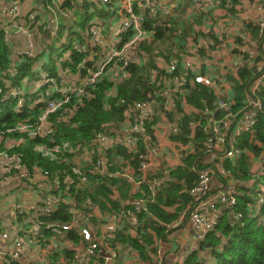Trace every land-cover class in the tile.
Masks as SVG:
<instances>
[{
    "label": "trees",
    "instance_id": "1",
    "mask_svg": "<svg viewBox=\"0 0 264 264\" xmlns=\"http://www.w3.org/2000/svg\"><path fill=\"white\" fill-rule=\"evenodd\" d=\"M41 2L42 8L46 9L45 5L50 1L42 0ZM63 2L64 10L59 11L54 17L47 9L42 10V13H39L37 8L32 10L36 14V20L30 27V37L34 41V51L39 54L32 58L15 56L13 68L11 67L12 50L0 31V90L2 92L8 87L16 86L24 94L25 89L29 91L32 88V82L36 83L37 78H34L37 73L40 74V71L34 70V64L37 59L50 55L52 51L47 49L49 53L47 50L44 52L47 40L54 34L53 23L47 29V22L41 19L48 15L51 16L52 22L55 20L57 26L55 34L59 37L68 36L64 47L66 50L63 52L68 53V50L70 52L66 61L56 64L45 63L41 71L56 79L58 86L60 83H64L60 77L61 72L68 71L69 74L83 79L88 78L98 69L99 63H95L98 56L88 59L90 52L97 51V48L92 45V35L88 32L89 37L87 38V35L84 34L87 31L85 28L89 26L99 27L98 23L91 19L92 17L84 16L89 4L79 0L72 1V3H69L70 1ZM114 2L111 0V3L103 5L106 10L101 7L95 16L100 12V16L104 14L103 17H100L102 21H106L107 24L115 22L111 21L114 18L112 17L114 16L112 13ZM178 14L175 13L173 16L164 18L162 27L147 25L145 28L151 34L140 44L139 50L149 55L154 49L157 51L156 54L166 55L172 52L169 49L172 44L182 43L184 38H187L188 29L185 23L177 18ZM196 18L198 17L195 16L194 19ZM148 20L150 19L147 18L146 21ZM185 21L189 22L188 18H185ZM194 22L200 24L199 19ZM90 23L91 25H88ZM188 24L191 26L190 22ZM76 27L77 29H75ZM109 28L110 34H112L111 26ZM100 33V36H104L102 30ZM74 48L80 49V52ZM167 59L168 56L165 60ZM17 60L20 61L17 62ZM152 63L153 61L146 65L129 64L124 71L127 77L118 82L112 80L106 72L103 73L99 81L86 87L85 94L73 96L65 106L48 117L47 123L51 126L52 137L30 138L27 133H20L17 130L20 126L29 127L30 130L37 128L39 118L46 107L42 103L46 87L39 89L38 93L34 95L27 93L24 97L0 99V152L5 151L9 156L15 157L19 169L31 172L37 168L48 172L50 176L48 181L53 186V194L61 200L63 198L71 199L74 207L80 213V220L92 211H98L101 218L106 215L103 220L92 217L93 224H97L99 221H108L116 216L126 218L125 211L131 209L137 218V227L127 226L133 233L126 234V228L120 229L114 239L107 241V246L116 254L121 250H128L145 264L150 261V255L153 253V237L162 240L171 232L166 228V225L176 220L180 214L194 211L198 204L195 196L190 195L189 190L198 183V172L208 166L201 161L202 157L206 155L204 147L206 135L200 126L191 127L190 123L201 122V125H204L203 118L209 113L214 114L215 107L221 102L231 101L233 111L243 108L250 96V86L256 77L248 69H240L236 79L227 80L230 83L228 95L221 96L200 85H195L193 88L188 86L190 93L184 97V101L197 110V113H193V115L183 113L180 107L182 99L174 101V109L180 120L176 122V117L173 118L174 113L167 114L168 121H175L176 131L172 139L187 143L190 138H193L195 143L191 145L193 151L183 159H179L178 166L172 170H164V172L160 169L154 171L153 176H150L147 171L141 172L139 164L142 160L139 157L154 152L143 145H139L135 151L122 147L109 151L107 153L109 171L106 169L105 174L95 169V157L90 158V165L87 167H80L81 163L71 162L68 152L62 146L68 143L90 145L97 133L110 134L111 130H119L118 128L122 127L124 123V106L120 105V100L129 103L148 100L154 89V85L148 78V70L154 67ZM10 70L14 71L13 76L8 73ZM112 92H114L113 97H111ZM56 97L58 96L52 95L53 99ZM256 97L264 106V88H261ZM19 99L23 103L18 106ZM215 115L220 117L223 115V111L219 110ZM9 129H12L13 132L7 133L6 131ZM113 133H117V131H112L111 134ZM193 133L194 135H192ZM152 139H154L153 136ZM237 147L243 152L241 157L234 161L211 163L213 172H218V167H221L229 173V178H221L224 185L228 182L253 180L259 183V180H264V176L255 179L250 174L251 160L259 159L264 153V117L259 119L252 134H244L238 140ZM8 148L10 149L8 150ZM115 157L128 162L127 164L133 172L134 182L144 180L137 193L134 192V182L132 183L124 177L115 176L119 170V166L114 160ZM65 175H70L73 178V182L69 185L63 183ZM156 180H163V185L152 193L149 186ZM249 190L254 189L250 188ZM209 193L201 195V199H206ZM259 196L258 192L256 194L235 185L236 206L225 207V210L220 209L223 214L218 224L206 234L202 241L197 242L196 248L186 256L182 264H264V225H259L260 221L264 222V205L261 206L260 214H255V204ZM139 199L144 200L145 205L143 209L136 212L131 203ZM74 207L61 201L53 213L38 218L35 224L37 227L35 237L40 244L48 243L51 237L57 235L61 226L71 222L72 208ZM235 212L242 215L241 221L234 222L232 220L231 213ZM19 216L21 215H18L19 219L25 217L24 215ZM66 238L74 245L79 244L80 238L74 229L68 232ZM61 251L68 260H71L68 251ZM57 257V253L52 252L49 256L52 260L51 264H57ZM92 257H97V255L93 254ZM116 260L114 264H116ZM98 263L103 264V260L99 258ZM1 264L23 263L4 261Z\"/></svg>",
    "mask_w": 264,
    "mask_h": 264
},
{
    "label": "built area",
    "instance_id": "2",
    "mask_svg": "<svg viewBox=\"0 0 264 264\" xmlns=\"http://www.w3.org/2000/svg\"><path fill=\"white\" fill-rule=\"evenodd\" d=\"M37 1V0H36ZM42 1V0H40ZM50 1L47 4L48 8L57 14L59 11H63L62 4L63 1L75 0H46ZM88 3L91 0H86ZM93 1V0H92ZM103 5L111 3V0H97ZM208 0H195L194 4L200 5ZM261 4V8H260ZM258 5V10L261 12L260 16L256 20V27L258 29V47L254 49H249L244 46L240 52V62H246L248 70L252 75H256L250 86L249 95L245 105L238 111L232 110V102H221L219 103L213 113L207 114L203 119L205 124L201 125V122L190 123L191 127L200 126L202 132L206 135V141L204 143L206 150V158L209 159V163L220 162V161H234L241 157L242 151L237 147L238 140L244 134H252L254 128L259 122L261 117H264V106L261 101L256 97L257 93L264 88V0H262ZM113 15L119 10V21L114 25V36L121 38V36L127 37L126 40L118 43V46H114L109 49L104 46V57L99 63L98 69L93 72L88 78L82 80L81 85L73 87H54L55 79L51 78L49 75L44 74L42 76L45 84L55 88L56 96L58 99H51L54 92L50 90L45 94L48 98L46 101L43 98V102L46 101L45 110L39 118V124L37 128L30 130L29 127L20 126L17 130L20 133H27L30 138L35 137H52L51 126L47 123V119L50 115L56 113L59 109L65 106L73 96H80L85 94V89L89 85H93L96 81L101 79L103 73L110 75L112 80L118 82L127 77L124 72L129 64H132V56L134 51L140 48V44L146 39L151 32L148 33L145 27L151 24L152 27L155 25L162 26L164 18H167L171 13L169 7L158 6L150 0H118L113 3ZM63 9V10H62ZM33 9L23 11L20 0H0V31L4 35V40L8 43V46L13 50L12 54L15 53L17 56L21 57H33V40L30 37V27L35 23L36 17ZM243 11H248V6L242 8ZM145 11L154 12L152 18L143 15ZM149 18L150 20L146 21ZM118 25V26H117ZM57 29V28H56ZM92 35V45L97 46V28H90ZM17 40V42H14ZM102 42L100 41V44ZM13 46L16 49H13ZM66 46V45H65ZM75 49V48H74ZM16 50V52H15ZM80 52V49H76ZM12 61V56H11ZM136 62L138 65L137 57ZM243 64H240V66ZM117 66L115 69H113ZM240 70V67H237ZM14 71L10 70L9 73L13 74ZM148 78L150 82L154 85L153 91L154 95H149L148 100L141 102L129 103L124 100H120V105L124 106L123 126L118 128L117 133H113L112 138L109 133H97L94 140L90 145H82L77 148L67 147L65 144L62 146L68 153H76L75 158L79 157H95L94 167L97 171L105 172L109 167L106 154L114 147H122L127 150H133L138 148L139 145H143L145 148H149V143H153L155 150V139L157 136L156 124L158 121L167 120L168 113L176 114V110L172 105L175 99H180L181 97L190 93L188 86L193 88L195 85H200L213 90L215 94L221 96L226 95L223 86L229 87L230 83H225L221 80V77L208 74L201 76L198 73V64L191 59H184L183 61H168L164 68L161 69L160 73L149 70ZM188 91V92H187ZM23 94L19 89L14 87H8L4 92L0 90V99L6 100L10 97H21ZM114 96V92L111 93V97ZM50 99V100H49ZM19 99V103L22 102ZM223 111V115L217 117L215 113L217 111ZM193 112H196L193 109ZM179 117H176V122ZM151 131V132H150ZM7 133H12L13 130L9 129ZM194 135V133L192 134ZM152 136L154 139H152ZM1 141V136H0ZM174 147H177V142H173ZM193 138H190L187 145L190 147L189 152L193 151L192 144H194ZM182 147V146H181ZM10 148H8L9 150ZM185 149V148H184ZM182 147V151H184ZM188 152L182 154H177L178 163L179 159L186 157ZM140 160V170L141 172H149L151 166L149 164L150 158L147 154L139 157ZM149 160V161H148ZM223 175H229L223 168ZM77 172V171H76ZM41 174V175H40ZM149 174V173H148ZM40 175V180L36 181L33 185H37L34 191L35 203L38 205L31 213H24L20 207L16 204L8 206L13 212L23 213L25 216V223L18 221L17 219L12 220L11 229L4 230L0 224V241L2 243L9 242V245H0V264L6 261H16L24 256V252L28 246H32L39 250L40 264H51L52 260L49 256L52 254L49 246H42L38 239L33 238V234L37 231L35 226L39 217L48 216L53 213L59 203L71 205L74 207L73 201L68 198H63V200L56 197L51 191H47V185L49 184V174L48 172L40 169H33L31 172L24 169H19L17 166V160L13 156H9L7 152H0V180L2 182H12V181H32L33 176ZM121 177L129 179L132 183L134 182V177L130 175L127 169L120 171L118 173ZM149 176V175H148ZM150 176H153L150 174ZM213 177L212 169L210 167H205L198 172V183L189 190L190 195L195 196L198 201L194 211L186 214L182 213L178 216L176 220L172 223L166 225V228L173 230L181 226L182 224L188 222L195 230V241L196 243L192 245L187 251L182 261L186 256L196 248L198 241H202L206 234L212 230L219 222L221 217L220 211L216 207L215 196L210 193L206 199H201V195L208 194L209 183ZM143 180V179H142ZM73 182V178L70 175H65L63 177V183L69 185ZM144 183L143 181L134 182V192L137 193L140 189V185ZM162 180H156L150 184L149 188L152 193L156 192L161 188ZM223 194L228 195L230 201L227 206L233 208L236 206V201L234 197V191L232 189H227ZM133 210L138 212L144 208L145 201L139 199L131 203ZM264 205V197H259L255 204V214H260L261 206ZM72 220L69 224L61 226L60 231L57 235H63L66 238L68 232L75 230L79 235V244L73 246V256L72 261L75 264H99L98 259L103 260V264L114 261L119 257V253L107 246V241L114 239L115 234L123 229L125 225L128 233H133L132 230L128 229L127 226L137 227L138 222L133 211L128 209L125 211L123 217H114L109 219V221L93 224L91 222L92 217H97L100 220V214L97 211H92V213L84 215L81 220L79 218L80 213L74 207L72 208ZM82 216V215H81ZM231 218L234 222L241 221L242 215L240 213H231ZM114 219H119V223L114 221ZM264 225L263 221H260ZM119 226L120 224H122ZM71 242V241H70ZM72 243V242H71ZM83 245V246H79ZM103 253V254H102ZM95 254L97 257H92ZM105 257V258H104ZM155 264V263H153ZM182 264V263H177Z\"/></svg>",
    "mask_w": 264,
    "mask_h": 264
},
{
    "label": "crops",
    "instance_id": "3",
    "mask_svg": "<svg viewBox=\"0 0 264 264\" xmlns=\"http://www.w3.org/2000/svg\"><path fill=\"white\" fill-rule=\"evenodd\" d=\"M36 0H20L21 7L23 11H27L30 9L37 8V11L39 13H42V10H48L52 17H54L55 14L53 11H51L47 6L45 5L46 9L42 8L41 1ZM78 1V0H77ZM79 1H86V0H79ZM112 1H118V0H112ZM157 4L158 6H166L169 7L171 10V13H179L177 15V18L183 23H185V26L187 27V38H184V43H174L172 44V47L169 48L172 50V54H166V55H158L156 54L157 51H154L152 49V53L147 55L145 52L140 51L137 49L134 51V54L132 56V64L136 65V57L138 61V65H146V63H150L153 61L152 66L153 68L149 70H154L158 73H160L161 69L164 68L165 64L168 61H183L184 59H191L194 62L198 64V73L201 76H205L208 74H213L216 76L221 77V80L225 83H228L227 80L229 79H236L238 76V72L240 70L237 69L239 66L240 69H248L247 64L245 61L244 63L240 62V52L241 49L246 46L249 49H254L258 47V29L256 25V20L260 16L261 12L258 10V5L262 0H208L207 2L196 5L194 4L195 0H150ZM88 5L87 13L84 14V16L92 17L91 19L94 20V22L98 23L97 28V36H95V39L97 40V43L99 45L95 46L94 48H97V51L90 52V57L95 58V56H98V59L96 60V64L100 63L103 60L104 57V46H107L109 49H111L114 46H118V43L122 42L127 39V37L124 38V36H121V38H117L114 36L113 30L114 25L119 21V10H117V13L112 16L114 17L110 22V24H107L106 21H102L100 17H103L99 15V13L96 12L101 7H103L104 10L106 8L98 2L97 0H91L90 3L86 1ZM248 6V11H243L242 8ZM261 8V4H260ZM41 9V10H40ZM36 10V9H35ZM101 10V9H100ZM154 12L152 11H145L143 15H146L150 17L153 15ZM173 14V15H174ZM80 15H83V13H80ZM172 15V16H173ZM171 14L168 16L170 17ZM198 17L194 19V17ZM152 17V16H151ZM185 18H188L191 26H189V22L185 21ZM41 19H44L47 22V29L51 23H53V32L52 37L47 40L46 48L44 52H47L49 50H52L50 52V55H47L46 57H41V59H37V61L34 64V70L40 71V74L37 73V76L34 78H37L36 83L33 84L32 89L35 88H43L45 87V82L42 78V75L44 72H42V66H44L45 63L48 64H56L61 63L63 61L67 60L68 53L64 52L61 53L62 49L65 47L68 36L63 35L62 37H59L56 33L57 26L55 25V20L52 22V18L50 15L44 16ZM199 19V23H195L194 20ZM210 20L213 21L214 25H210ZM218 23H221L220 25H216ZM46 25V24H45ZM70 25V21H69ZM88 25H91L88 24ZM164 25V23H163ZM162 25V26H163ZM112 30V34H110V28ZM161 26V27H162ZM90 27V26H89ZM85 28L87 31L84 32L85 35H87V38L89 37L88 32H90V28ZM190 27V28H188ZM96 28V27H94ZM77 29V27L75 28ZM191 29V30H190ZM101 30L104 33V36L101 35ZM190 30V31H189ZM77 31V30H76ZM83 33V32H81ZM92 39V37H91ZM239 39V40H238ZM100 41L102 42L100 44ZM14 42H17L15 40ZM183 46V47H182ZM182 47V48H181ZM167 48V47H165ZM13 49H16L15 46H13ZM18 50V49H16ZM15 50V52H16ZM33 52V57L38 55L37 52ZM37 50V49H36ZM47 50V51H46ZM76 50V49H75ZM13 52V50H12ZM49 53V51L47 52ZM163 53V51H162ZM15 56L17 55L15 53L12 54V68L14 64V60L16 59ZM168 56V59L165 60V58ZM24 58V57H19ZM32 58V57H31ZM48 58V60H47ZM20 60H17L19 62ZM240 64H243L240 66ZM60 77L63 80V84H59L57 86L56 79H55V85L54 87H73V86H79L82 83V79L78 76H73L69 74L68 71L65 73L61 72ZM48 75V74H47ZM42 82L41 85L39 83ZM51 86H46L47 91L49 92L52 90L55 94V88ZM229 87L224 88V91L226 90V95H228ZM29 90V91H30ZM25 91H28L25 89ZM188 92V91H187ZM186 96V95H185ZM181 97L182 102L180 99V107L181 110H183V113L186 115H193V113H197V110L189 105L186 101H184V97ZM51 98L53 100L58 99ZM50 100V99H49ZM176 100V99H175ZM47 101V100H46ZM45 101V103H46ZM44 103V104H45ZM175 108V102L172 104ZM193 109H195L196 112H193ZM200 114V113H199ZM202 115V114H200ZM179 116V115H178ZM171 129L175 130V125H170ZM111 134V133H110ZM112 138L115 139L113 134L110 135ZM157 142V139H155V143ZM152 144V143H149ZM164 146V145H163ZM118 147V146H117ZM112 148L111 150H114L115 148ZM171 147V146H170ZM173 149V148H172ZM110 150V151H111ZM174 150V149H173ZM176 150V148H175ZM154 152L150 153V166L154 171L162 169V171H168L172 170L176 166H178V160H168V162L163 159V157L155 150ZM177 153V150L175 151ZM162 154H165L162 152ZM169 155L171 152L168 153ZM106 159L108 162L107 154ZM72 162L81 163L80 167H87L90 165V158L89 157H79L78 159L73 158L70 159ZM116 161V165L119 166V170L115 173V176L121 177L118 175L120 171L127 169L131 176H133V172L130 170L128 162L122 161L121 158L115 157L114 159ZM209 159L206 158V155L202 157V163L204 165H208L211 169L212 166L209 161ZM219 162V161H218ZM223 161H220L221 163ZM221 167H218V172H213V177L210 180L209 183V192L212 196H215V202L216 207L220 211V214L222 216V212L220 209L225 210V207L227 206L228 202L230 201L228 195L223 194L221 192L226 191L228 188L232 189L235 193V185H238L241 188H245L247 191L254 192L257 194L260 193V198L264 197V186H261V182L257 183L253 180L246 181V182H228L226 185L222 182L221 178H229L228 175H223L222 170H220ZM250 169L253 172H260L258 178H262V175H264V153L261 155V157L258 159H252L250 164ZM109 171V167L107 168ZM164 171V172H165ZM103 174L105 172H101ZM41 175V174H40ZM40 175H34L32 178V181H12V182H2L0 180V224L2 225V228L4 230H10L11 225L13 223L12 220H18L25 223V217L19 219L18 215H21L23 213H17L16 211H12L8 206L12 204H16L20 207L21 210H24V213H31L38 205L35 203V197H34V191L37 188V185H33L36 181L40 180ZM254 177V176H253ZM125 178V177H124ZM257 177L255 179H258ZM126 180H129L125 178ZM52 184L49 182L47 185L46 190L52 192ZM254 190H249V189ZM11 197L12 202L7 201V197ZM253 197V195H252ZM236 201V198H235ZM98 212V211H97ZM19 216V217H21ZM101 217V215H100ZM118 217V216H116ZM106 218V215L104 216ZM102 218L101 220H103ZM114 218V217H112ZM221 218V217H220ZM111 219V218H110ZM109 221V220H108ZM117 223H119V219H114ZM123 225L120 224L119 226ZM125 229V225H123ZM171 232L166 235V237L162 238V240H158L155 237H153L154 247H152L153 253L150 255V261H148L146 264H177V263H183L182 259L186 254V251L196 243L195 241V230L191 226L190 223L186 222L179 226L176 229L170 230ZM37 232V231H36ZM35 232V233H36ZM35 233L33 234V238L37 239L35 237ZM128 233V230L126 229L125 234ZM56 235V234H55ZM67 238H64L63 235H56L51 237L48 240V243L41 244L44 246H49L51 252H55L58 255V259H56L57 264H75L72 261L73 256V243H71L69 240H66ZM9 245V242L2 243L0 241V245ZM83 246V245H79ZM61 250H66L70 253L71 260H68L65 255L62 253ZM103 254V253H102ZM66 258V259H65ZM105 258V257H104ZM39 250L32 246H28L26 251L24 252V256H22L19 260H16L23 264H40ZM110 262H107L106 264H112ZM116 264H145L143 263L135 254L129 252L128 250H121L119 252V257L116 260Z\"/></svg>",
    "mask_w": 264,
    "mask_h": 264
},
{
    "label": "rangeland",
    "instance_id": "4",
    "mask_svg": "<svg viewBox=\"0 0 264 264\" xmlns=\"http://www.w3.org/2000/svg\"><path fill=\"white\" fill-rule=\"evenodd\" d=\"M210 25L211 26H213L214 25V23H213V21L212 20H210ZM216 25H220L221 26V23H218V24H216ZM118 26V25H117ZM33 43H34V41H33ZM182 44H185L184 43V41L182 42ZM33 49H34V46H33ZM15 77V76H14ZM42 82L43 81H41L40 83H39V85H41L42 84ZM225 87L223 86V89H224ZM226 91V90H225ZM155 94V91H153V93H152V95H154ZM151 95V94H150ZM42 103H45V102H42ZM174 117H179L177 114H175L174 116H173V118ZM172 118V119H173ZM168 119V118H167ZM179 120H180V117H179ZM172 124H174L175 125V121H171V120H169L168 122H167V120L165 119V120H159L158 121V123L156 124V129H157V131H158V133H157V136H156V139H157V142H156V144H155V149H156V151L163 157V159H165L167 162H168V160H175V162H176V159L178 160V157H177V154H182V153H184V151L187 153L188 152V154H190V152H189V149H190V147L187 145V143H181V142H177V141H175V140H173L172 139V137L175 135V131L176 130H173V129H171V126L170 125H172ZM173 142H177V144H178V146L177 147H174V143ZM152 143V142H151ZM205 143V142H204ZM80 144L81 143H76V144H66L67 145V147H70V148H77L78 146H80ZM164 145V146H163ZM171 146V147H170ZM183 147V149H184V151H182V147ZM204 147H205V145H204ZM150 148H154V145H153V143L152 144H150L149 145V148H148V150H151ZM174 150H173V149ZM175 148H176V150H177V153H175ZM206 149V148H205ZM206 151V150H205ZM162 152H164L165 154H162ZM169 152H171V154L169 155L168 153ZM69 154V156H70V159H73V158H75V155H76V153L74 152V153H71V152H69L68 153ZM187 154V155H188ZM147 157L148 158H150V154H147ZM149 161V160H148ZM72 162V161H71ZM211 164V163H210ZM206 167H209V166H206ZM149 173L151 174V175H153L154 174V170L151 168V170L149 171ZM250 174L252 175V176H254V178H258L259 177V174H260V172H254V170H253V172L251 171V169H250ZM262 176H264V175H262ZM260 179V178H259ZM162 182H163V180H162ZM259 182H261V186H264V180H259ZM260 197V196H259ZM7 201L8 202H12L11 201V197L9 196V197H7ZM260 225H261V222H260Z\"/></svg>",
    "mask_w": 264,
    "mask_h": 264
},
{
    "label": "clouds",
    "instance_id": "5",
    "mask_svg": "<svg viewBox=\"0 0 264 264\" xmlns=\"http://www.w3.org/2000/svg\"><path fill=\"white\" fill-rule=\"evenodd\" d=\"M66 49L65 48H63L61 51V53H64L63 51H65ZM68 52H70L69 50H68ZM98 67H99V65H98ZM149 71V70H148ZM9 73V72H8ZM10 74V73H9ZM44 74H48V73H43V75ZM11 76H13V74H10ZM42 75V76H43ZM85 78H83L82 80H84ZM47 86V84H45V87ZM39 89H42V88H35V89H32V90H30V91H24V94H23V96L22 97H24L27 93H29V94H31V95H34V94H37L38 93V90ZM47 93V89L44 91V97L43 98H45V100H48V98H46L45 97V94ZM23 101V100H22ZM41 101V100H40ZM18 102V101H17ZM23 103V102H22ZM21 103V104H22ZM38 104V103H37ZM20 104H18V106H19ZM28 108H31V107H28ZM33 108H34V106L31 108V111L33 110ZM262 224V223H261ZM259 225H260V223H259Z\"/></svg>",
    "mask_w": 264,
    "mask_h": 264
}]
</instances>
